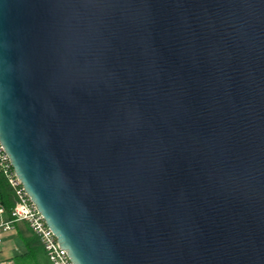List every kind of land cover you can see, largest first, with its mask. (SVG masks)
Segmentation results:
<instances>
[{
  "label": "water",
  "instance_id": "1",
  "mask_svg": "<svg viewBox=\"0 0 264 264\" xmlns=\"http://www.w3.org/2000/svg\"><path fill=\"white\" fill-rule=\"evenodd\" d=\"M0 143L74 264H264V0H0Z\"/></svg>",
  "mask_w": 264,
  "mask_h": 264
},
{
  "label": "built area",
  "instance_id": "2",
  "mask_svg": "<svg viewBox=\"0 0 264 264\" xmlns=\"http://www.w3.org/2000/svg\"><path fill=\"white\" fill-rule=\"evenodd\" d=\"M0 169L15 189V204L11 210L10 222L0 224L4 229L12 227V222L25 221L30 229L40 238L47 256L53 264H74L67 250L63 248L53 230L48 226L44 216L32 201L21 180L17 176L10 158L0 143ZM0 211L4 207L0 206ZM1 242V237H0ZM2 264H14L4 262Z\"/></svg>",
  "mask_w": 264,
  "mask_h": 264
},
{
  "label": "trees",
  "instance_id": "3",
  "mask_svg": "<svg viewBox=\"0 0 264 264\" xmlns=\"http://www.w3.org/2000/svg\"><path fill=\"white\" fill-rule=\"evenodd\" d=\"M15 200V189L9 184L7 177L0 169V205L4 206L8 213H11ZM25 240L27 251L14 258L15 264H53L47 256L40 238L32 230Z\"/></svg>",
  "mask_w": 264,
  "mask_h": 264
},
{
  "label": "crops",
  "instance_id": "4",
  "mask_svg": "<svg viewBox=\"0 0 264 264\" xmlns=\"http://www.w3.org/2000/svg\"><path fill=\"white\" fill-rule=\"evenodd\" d=\"M10 220L11 213H8L4 207V211H0V224L10 222ZM11 225L12 227L8 229H4L0 225V264L4 262L14 263V258L17 255L27 251L25 238L31 234L29 225L25 221H15Z\"/></svg>",
  "mask_w": 264,
  "mask_h": 264
}]
</instances>
